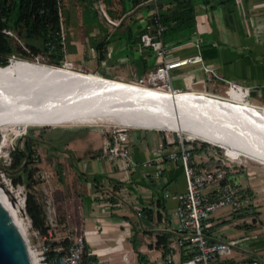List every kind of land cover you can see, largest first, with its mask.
Segmentation results:
<instances>
[{
    "label": "crops",
    "instance_id": "1",
    "mask_svg": "<svg viewBox=\"0 0 264 264\" xmlns=\"http://www.w3.org/2000/svg\"><path fill=\"white\" fill-rule=\"evenodd\" d=\"M129 2V8H126V0L117 3L119 9L113 7L114 0H110V7L106 5L112 14L109 17L119 21L118 25H112L98 8H94V18L85 19L82 0L74 10L70 8V0H65L66 58L75 69L98 77L120 81L143 79L151 84L153 70L163 60L200 54L203 64L212 68L219 78L225 77L256 92L261 103L253 102L264 108V28L258 26H264V6H260L259 1L194 0L195 24L162 37L168 49L164 57L140 43L139 34L147 23H153L151 6H132ZM254 10L256 13H252ZM248 15L251 17L247 18ZM170 75L174 88L195 91L205 88L207 75L201 64L174 68ZM84 130L85 136L80 135L84 142L82 147L73 143L75 138L67 142L71 164L74 151L79 150L86 154L79 164L87 168L81 173L74 171L76 187L71 190L72 200L65 204L67 220L78 223L82 231L79 239L85 244L83 264H162L160 254L163 255V250L156 244L157 237L167 234L169 240L173 239V208L177 202L172 195L185 187L181 166L165 159L166 154L178 150L174 136H167L163 131L135 129L138 131L132 133L134 142L131 144L134 166L128 172L118 173L106 160L93 156L103 142L100 131ZM191 154L194 162L211 167L206 153ZM158 160L162 174L157 177L154 171ZM230 178L235 187L247 189L243 177L231 174ZM250 184L251 196H255L260 212L255 223L228 208L217 210L206 221L209 227L205 232L213 240L248 237L233 252V260L239 264H242V260H238L239 253L251 250L264 254V184ZM145 208L151 213L143 212ZM233 216L237 217L236 228L244 232L228 237L221 230ZM158 225L164 230L157 229ZM182 254V250L176 252L171 264H177Z\"/></svg>",
    "mask_w": 264,
    "mask_h": 264
},
{
    "label": "bare ground",
    "instance_id": "2",
    "mask_svg": "<svg viewBox=\"0 0 264 264\" xmlns=\"http://www.w3.org/2000/svg\"><path fill=\"white\" fill-rule=\"evenodd\" d=\"M244 90L229 98L174 92L12 59L0 66V132L32 124L153 129L182 134L188 141L201 139L263 165L264 108L248 101ZM3 149L0 144V153ZM13 201L22 215L23 204Z\"/></svg>",
    "mask_w": 264,
    "mask_h": 264
},
{
    "label": "built area",
    "instance_id": "3",
    "mask_svg": "<svg viewBox=\"0 0 264 264\" xmlns=\"http://www.w3.org/2000/svg\"><path fill=\"white\" fill-rule=\"evenodd\" d=\"M159 0H146L152 10L153 23H147L140 35V43L145 48H150L157 52L161 57H164L168 49L165 48L162 41V34L165 26L158 22L159 19ZM64 0H57V12L59 16V35L60 44L63 51V62L66 58V38L65 27L63 21L62 4ZM97 8L100 14L106 21L112 25H118L119 21L111 19L104 8L103 0L97 1ZM1 32L7 37H10L15 43L20 45L23 49L24 42L16 37V32L12 28H2ZM29 52V51H28ZM15 54L11 55L10 61L15 59ZM187 64H201L202 70L209 79H219L221 87L226 86L236 89H245L251 94L248 87L239 86L235 82L227 78H219L212 68L203 64L200 54H194L185 58L176 59L173 61H162L153 70L151 76V84H146L143 79L130 81L139 85L155 87L164 90H173L174 92L187 91L174 88L171 83L170 70L184 66ZM73 67V64H71ZM207 95H216L204 91ZM128 129L116 127L109 133V136L103 139L101 146V153L97 156L99 159H104L113 167L114 171L118 173H125L131 170L134 166V161L131 154V146ZM191 141L184 138L180 142L177 151L169 152L165 155V159L179 164L184 175L185 187L184 190L172 195L177 202L173 208V218L175 219V226L172 230L173 239L169 240L167 254H160L162 264H171L174 262L176 252L183 251L185 256L178 259L177 264H222L223 261L233 260V252L240 246L241 242L247 240L248 237L227 238L224 240H213L206 234V229L209 227L206 221L217 210L228 208L232 212H238L241 215L249 217L255 210V201L249 194L243 193L241 188L235 187L229 181L231 171L227 168L214 166L205 167L199 166L193 161L191 148L189 143ZM226 153V150H225ZM226 155V154H225ZM227 156V155H226ZM229 157V156H228ZM155 166V176L162 174L160 167V160ZM229 166V165H228ZM40 174L37 173V177ZM11 184V183H10ZM13 188V184H11ZM20 188V186H19ZM18 188V193L21 190ZM26 200L24 194L23 202ZM25 212V211H24ZM26 214V212H25ZM28 219L27 214L25 215ZM30 219V218H29ZM53 218L49 219V224L52 225ZM46 226V225H45ZM46 233L51 235L47 226ZM157 229L164 230L162 225H158ZM37 234L41 233L36 230ZM62 240L54 241L50 248L39 250L43 264H83V257L85 244L79 239L78 241ZM163 246L161 245V248ZM163 253V252H162ZM250 264H264V260L259 258H251Z\"/></svg>",
    "mask_w": 264,
    "mask_h": 264
},
{
    "label": "rangeland",
    "instance_id": "4",
    "mask_svg": "<svg viewBox=\"0 0 264 264\" xmlns=\"http://www.w3.org/2000/svg\"><path fill=\"white\" fill-rule=\"evenodd\" d=\"M97 1L98 0H85L82 3V8L85 9L83 13V17L85 19H91L95 17L96 12L94 11V8H97ZM116 3L113 4V7L116 9H119L117 3H123L125 0H114ZM132 6L135 5H148L146 0H139L137 3H133V0H126V3L128 4L126 8L130 7V2ZM259 1L260 6H264V0H255ZM79 3V0H70L71 9L74 10L76 4ZM81 4V3H80ZM111 3L104 2V8L105 11H107V7H110ZM251 6V5H250ZM65 8V0L62 4V9L64 12ZM256 10V9H255ZM252 11V13H256ZM109 14H111L110 10H108ZM260 12V11H259ZM112 15V14H111ZM253 15V14H252ZM248 17H251V15H248ZM261 21V19H259ZM264 22V18H263ZM260 28H264L261 24H258ZM262 26V27H261ZM165 34L162 33V36ZM15 59L13 60H35V62H40L43 64H47L50 66H56L50 64V58L48 54L44 52H40L35 58H28L24 55H20L17 52L15 53ZM71 62L66 61L63 62L62 65L59 67L62 69H65L70 74L74 75H87L86 73H81L79 71H74L71 69H75L73 66L71 69L65 68L64 65L71 67ZM17 63H12L11 68H16ZM76 70V69H75ZM73 72V73H72ZM124 81V80H123ZM127 82L135 81L134 79L126 80ZM172 81H175L172 79ZM205 88L202 90H197L199 92L207 91L209 93H213L216 95L228 97L231 95V93H235V91H239V89L236 88H228L226 86L221 87L220 80L213 78L205 80ZM177 85V84H176ZM244 94H242L244 97H247L248 101H250L252 104L255 105L253 102H260L258 101L257 93L254 92L248 95V93L244 90ZM250 97V98H249ZM251 99V100H250ZM261 103V102H260ZM91 127H86V125H45V124H32L28 125L26 127H18L15 132H11L8 134L7 132H0V144L2 145L3 152L0 153V187L4 189V191L9 195L10 198L13 200L20 201L23 204L22 207V215L24 217V221L27 223V229L30 234V237L33 241V244L35 247L39 250H43L45 248H50L52 242L62 240V238H69L66 239L68 241H78L80 238V235L82 234V231L79 229V224L69 223L67 220V212L65 209L66 202H70L72 200L73 192L72 187H76V179L74 177V171H77L79 173L83 172L82 169H86L87 165L79 164V162L83 159H85L86 154H83V152L77 150L74 151V157L73 162L71 164V157L70 153L71 151L67 147V142L71 141L73 139V143H75L76 146L79 148L84 145V142H82V138L80 135L85 136L84 129L85 128H91L96 131H100L101 137L104 139L105 137L109 136V133L111 129L116 128V126L112 125L109 127H105L104 125H87ZM137 129V128H136ZM146 130H153V129H146ZM138 131L135 129H128L129 138H130V146L133 145V136L132 133ZM141 133L146 134H156L159 135L158 132L154 131H144L140 130ZM89 134H92V132H88ZM166 134L167 136L175 138L176 145H180L181 141H184V137L182 134L175 133V132H166L163 131V134ZM98 136V135H95ZM77 143H76V142ZM193 142V143H192ZM26 143L30 144V153L33 161L30 163V168L33 171L35 185L33 187V192L36 196V199L38 203L42 206L44 211V224L47 226L49 232L51 235L48 236L47 233L44 234H37L36 229L32 226V223L28 217L26 218L25 214V202H23L24 194L28 192V188L25 184L22 182H18L13 184V178L17 175L16 170H13L11 168L13 160L11 157V152L15 149H22L24 148ZM202 143H205L206 145H203ZM189 147L191 149L193 148H201V151L206 153L208 157L210 158V162L208 164L211 165V167H214L215 164H220L226 166L225 168H228L231 171V174H237L241 177H243L244 181L247 182V189L251 191V184L262 186L264 184V164H260L250 158L244 157V156H236L231 153H225V149L210 144L208 142H205L201 139H195L194 141H191L189 143ZM101 146L96 149L94 152V157L99 156L101 153ZM210 153H213V155H209ZM227 156H226V155ZM229 156V157H228ZM88 159V158H87ZM247 160V161H246ZM79 164V165H78ZM199 166H204L203 163H198ZM229 165V166H228ZM78 166V167H77ZM76 167V169L74 168ZM91 167H88V170ZM37 173L40 174L39 177H37ZM23 179V176H21V180ZM13 184V188L11 187ZM20 186V188H19ZM18 188L21 190L20 193H18ZM251 196V193H250ZM251 198L255 200V196L252 195ZM262 205L264 206V201L262 202ZM259 206L256 205L255 210L252 214H250L249 221L255 223V221L258 220L259 215ZM232 212V211H231ZM236 213V212H232ZM238 213V212H237ZM246 215H242L241 217H245ZM263 216H264V210H263ZM53 218L52 225L49 224V219ZM246 218V217H245ZM237 217L233 216V218L226 224V226L221 230L224 232L225 235L228 237L231 235H240L243 234L244 230H240L236 228L235 222ZM74 226H77V229L74 228ZM252 226V225H251ZM243 227V226H242ZM245 228V227H244ZM172 237V236H171ZM242 244H240L241 246ZM241 257L238 260H242V264H250L251 258H259L260 260H264V254L262 253H255L251 250H247L244 254L239 253Z\"/></svg>",
    "mask_w": 264,
    "mask_h": 264
},
{
    "label": "trees",
    "instance_id": "5",
    "mask_svg": "<svg viewBox=\"0 0 264 264\" xmlns=\"http://www.w3.org/2000/svg\"><path fill=\"white\" fill-rule=\"evenodd\" d=\"M138 1L133 0V3L135 4ZM226 1L233 3L235 0ZM103 2L110 3V0H103ZM157 5L159 8L158 22L165 26L163 34L187 29L195 24L194 0H159ZM106 13L110 16L107 11ZM5 27L15 30L16 37L24 42L29 52L1 32V29ZM58 35L57 0H0V66L4 67L7 65L10 62L11 55L16 52L28 58H35L40 52H44L48 54L50 64L59 67L62 65L64 57L60 36ZM202 144L206 145L205 143ZM29 146L30 144L26 143L23 146L24 148L15 149L11 152L13 160L11 168L18 171V176H15L12 181L13 184L22 182L28 188L25 212L30 218L32 226L41 234H44L47 230L43 221L44 211L32 191L36 182L33 178V171L30 168V163L33 159ZM198 151H201V148L191 149L193 153ZM216 165L223 168L226 167L220 164ZM21 176H23L22 180ZM242 192L250 195V190L248 189H243ZM143 212L146 214L151 213L146 208L143 209ZM169 237L167 234L157 237L156 244L163 246V255L169 252ZM222 264H239V262L227 260L223 261Z\"/></svg>",
    "mask_w": 264,
    "mask_h": 264
},
{
    "label": "water",
    "instance_id": "6",
    "mask_svg": "<svg viewBox=\"0 0 264 264\" xmlns=\"http://www.w3.org/2000/svg\"><path fill=\"white\" fill-rule=\"evenodd\" d=\"M229 181L232 183V180ZM0 264H43L18 205L1 189Z\"/></svg>",
    "mask_w": 264,
    "mask_h": 264
}]
</instances>
